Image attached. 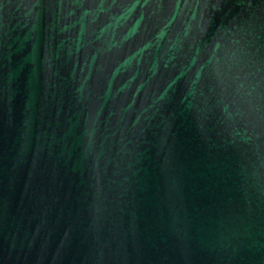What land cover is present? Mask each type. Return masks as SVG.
Here are the masks:
<instances>
[{
  "label": "water",
  "instance_id": "95a60500",
  "mask_svg": "<svg viewBox=\"0 0 264 264\" xmlns=\"http://www.w3.org/2000/svg\"><path fill=\"white\" fill-rule=\"evenodd\" d=\"M0 264H264V0H0Z\"/></svg>",
  "mask_w": 264,
  "mask_h": 264
}]
</instances>
